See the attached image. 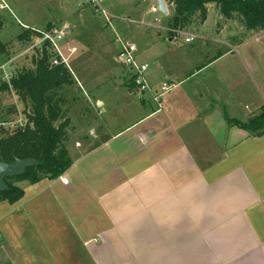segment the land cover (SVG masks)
Listing matches in <instances>:
<instances>
[{"label": "crops", "instance_id": "0c3cea01", "mask_svg": "<svg viewBox=\"0 0 264 264\" xmlns=\"http://www.w3.org/2000/svg\"><path fill=\"white\" fill-rule=\"evenodd\" d=\"M220 15L209 5L199 26ZM173 28H156L136 60L154 91L175 87L159 105L121 63L127 74L114 86L137 117L106 136L112 122L98 120V134L67 149L73 164L61 177L19 183L24 197L0 203V264H264V136L226 120L246 122L264 106L262 54L198 26L184 30L196 36L185 48ZM199 40L212 42L207 54ZM213 103L224 115L209 112Z\"/></svg>", "mask_w": 264, "mask_h": 264}, {"label": "rangeland", "instance_id": "374dc122", "mask_svg": "<svg viewBox=\"0 0 264 264\" xmlns=\"http://www.w3.org/2000/svg\"><path fill=\"white\" fill-rule=\"evenodd\" d=\"M5 1L8 8H0V23L2 22L4 26L0 31V43L5 47L2 59L6 58V61L4 60L3 63L9 62L11 70L35 69L34 58L38 52L37 50H29L33 46V42L28 43L19 40V36L24 31H28L25 27L29 29L36 27L43 32L50 27L54 31L64 33V45L75 46L78 49L70 61L72 72L67 69L73 77V82L70 85H65L60 93V97L64 100V119L70 121L67 149L70 150L73 145L82 144L91 131L98 134L99 128L96 123L98 120H111L113 126L110 127L109 131L106 130L103 133V136H106L118 128L127 126L137 117L136 112H131L133 107L122 96L121 90L114 86V76L118 75L116 82H123L127 74L118 59V54H114L117 50L120 51L116 33L125 41L135 44L138 47L139 55L142 50V43L150 37H157L160 33L156 28L160 26L173 27L175 17L173 12L167 15L162 12L156 14L152 12L153 7L159 6L160 0H99L101 8L106 10L108 15H105L91 0ZM166 1L168 2V0ZM106 21H113L117 30L114 31L111 27L105 29ZM219 22L220 17L218 19L214 17L204 27H200L196 21V25L191 28L198 26L199 33L204 34L208 39H226L227 43L237 47L241 44H247L246 48H249L252 56L258 53L262 54L260 60H263L262 65L264 67V34L247 32L237 21H229L222 30L217 27ZM191 28L186 30L191 31ZM161 33L162 40L169 39L167 32ZM37 34L41 36L40 33ZM184 40L185 36L181 35L180 44ZM208 43L211 44L212 42L205 41L204 44L201 40L198 41L200 54H207ZM109 45L112 48L111 53L107 52ZM213 46L217 47L214 43ZM183 47L188 48L184 43ZM220 47L222 48V45H219ZM209 53L211 58L217 55L219 51L216 49L215 52L211 50ZM132 77L133 73L131 74ZM198 78L202 79V75L196 79ZM101 81L104 82L101 83ZM208 81L209 78L207 77V83ZM116 89L118 92L115 91ZM97 100L103 105L97 103L96 107L95 101ZM217 105V103H213L211 107L208 104L209 112L219 114L221 111V114L224 115L226 110L223 105L225 104H221L222 108ZM12 107L16 109V113L10 114ZM29 111L28 106L15 93L0 94L1 121L7 123L16 120L20 113L25 118L23 114H26L27 117ZM25 120L28 124V119L25 118ZM68 152L70 155L72 151ZM71 156L73 159V155Z\"/></svg>", "mask_w": 264, "mask_h": 264}, {"label": "trees", "instance_id": "16d2710c", "mask_svg": "<svg viewBox=\"0 0 264 264\" xmlns=\"http://www.w3.org/2000/svg\"><path fill=\"white\" fill-rule=\"evenodd\" d=\"M174 16L180 18L179 30L201 24L207 20L209 5H215L226 21H237L247 32L264 31V0H168ZM2 25L0 24V31ZM52 30L48 27V30ZM35 38L33 39V36ZM40 35L32 30L24 31L20 41L37 42ZM5 47L0 43V64ZM52 54L44 49L34 58L35 69L15 71L11 84L15 94L31 110L29 119L34 127L18 130L13 134L2 129L0 136V162L14 163L16 160L35 159L38 165L27 168L21 176L6 178L7 191H0V203L15 204L24 197L19 183L36 184L44 179L61 177L73 164L66 148L69 141V119H64L60 97L65 85L73 82L72 75L63 66L51 67ZM6 61V60H5ZM10 92L6 84L0 86V94ZM16 113L15 108L10 114ZM229 124L249 132L254 137L264 136V106L246 122L229 119Z\"/></svg>", "mask_w": 264, "mask_h": 264}, {"label": "built area", "instance_id": "2783aa9c", "mask_svg": "<svg viewBox=\"0 0 264 264\" xmlns=\"http://www.w3.org/2000/svg\"><path fill=\"white\" fill-rule=\"evenodd\" d=\"M0 8L7 9L8 5L5 0H0ZM95 2L99 9L105 14L108 15L107 11L101 8L99 0H91ZM153 13L161 12L160 7H153ZM27 30H32L33 32L40 33L41 37L37 42H34L29 50H37L38 53L43 52L44 49H47L52 54L51 59V67L54 66H63L66 69H69L72 72L70 67V61L73 56L77 53L78 49L75 46H67L64 45L65 42V35L62 32H57L54 30L49 31H39L36 28L29 29L25 27ZM170 34L172 35V40L177 41L180 39L181 35L185 36L186 43H193L196 39V36L192 33L184 32V30L179 29H171ZM117 43L120 47V51L118 53V59L121 63H123L126 67L131 69L133 73V83L137 87L139 92H151L153 94L154 100L156 103L160 105L163 97L171 91L175 86L170 85L169 83L165 82L159 88L158 91H154L151 86L148 84L145 78V72L148 69L147 65L139 64L136 60L137 54V46L129 41H125L119 35H116ZM14 70L9 68L8 63H1L0 64V83L6 84L10 88L11 93H15L11 84L12 78L14 77ZM25 118L28 119V124L25 118L20 115L17 116L16 120L10 122H4L0 120V136L2 135V129L5 132H9L13 134L18 130L25 129L27 127H34V123L29 119V115H31V110L26 117V114H23Z\"/></svg>", "mask_w": 264, "mask_h": 264}, {"label": "water", "instance_id": "95a60500", "mask_svg": "<svg viewBox=\"0 0 264 264\" xmlns=\"http://www.w3.org/2000/svg\"><path fill=\"white\" fill-rule=\"evenodd\" d=\"M159 7L162 13L166 15L168 14V8L163 0L159 1ZM225 21H226L225 16L220 15V22H219L220 26H223ZM179 26H180V18L176 16L174 17L173 20V27L174 29H178ZM107 27L108 25L106 24L105 28ZM35 165H38V161L35 159H24V160L18 159L14 163H10V164L0 162V191L8 190V186L5 183L6 178L21 176L26 172L27 168L33 167Z\"/></svg>", "mask_w": 264, "mask_h": 264}]
</instances>
